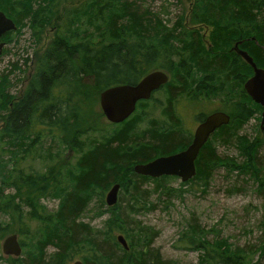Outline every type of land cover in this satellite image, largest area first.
<instances>
[{
	"label": "trees",
	"instance_id": "1",
	"mask_svg": "<svg viewBox=\"0 0 264 264\" xmlns=\"http://www.w3.org/2000/svg\"><path fill=\"white\" fill-rule=\"evenodd\" d=\"M64 1L0 0V11L15 25L27 21L37 38ZM144 1L84 0L67 10L19 95L10 93L19 84L17 75L10 76L18 63L0 72V213L7 217L0 221V240L15 234L13 222H22L24 213L38 223L36 242L12 257L13 264H69L76 258L84 264H173L153 251L155 235L149 227L131 230L129 212L118 217L115 204L106 205L105 194L115 183L131 200L129 211L134 214L153 208L144 206L151 195L167 208L172 198L180 199L192 187L204 192L222 170L229 181L228 195L244 192L238 185L242 181L252 187L264 209V135L256 124L253 136L240 134L250 119H258L261 107L243 89L252 75L250 66L233 46L229 48L237 43L264 68V0H192L189 7L175 0L180 10L171 25L164 5L152 11L143 7ZM194 24L212 27L208 45ZM156 69L167 73L168 82L149 99L138 101L129 118L95 124L102 117L97 108L101 91L135 84ZM156 93L161 98L154 97ZM208 103L213 106L201 112L199 105ZM183 108L194 109L197 123L214 111L229 115V122L201 147L195 175L180 181L179 185L189 186L186 189L170 186L174 176L152 178L132 169L190 143L192 131L182 126L179 109ZM155 111L159 117H151ZM146 117L147 125L139 128ZM79 128L84 140L69 134ZM57 146L78 154L69 169L61 163L64 172L56 166L61 165ZM217 146L232 148L236 155L219 154ZM36 162L42 169L34 168ZM146 183L152 186L151 193L143 188ZM6 188L18 193H5ZM47 196L59 199L54 211L40 204ZM11 212L16 218L8 217ZM89 212L90 217L109 215L104 230L83 222ZM196 220L193 214L185 220L178 242L199 252L197 264H257L249 254L264 252V211L254 244L232 243L220 237L218 229L205 230ZM119 234L127 249L117 241ZM48 247L52 251L47 252Z\"/></svg>",
	"mask_w": 264,
	"mask_h": 264
},
{
	"label": "rangeland",
	"instance_id": "2",
	"mask_svg": "<svg viewBox=\"0 0 264 264\" xmlns=\"http://www.w3.org/2000/svg\"><path fill=\"white\" fill-rule=\"evenodd\" d=\"M84 0H66L58 11L45 23L39 36H32L31 28L27 21L19 22L16 25V29L11 31L2 38L3 47L0 54V72H8L9 64L17 62V70L10 73L11 79L14 76H18L17 81L19 84L10 89V93L14 96L19 95L20 91L24 87V84L28 78V74L32 71L34 62L38 55L43 51V49L54 40L57 31V25L64 19L66 11L72 7H75ZM192 0H183L185 7H189ZM164 5L169 11V17L172 19L168 24L171 25L172 21L176 17V14L180 10V6L176 4L175 0H145L143 7L149 8L152 11H159L161 6ZM163 17V16H162ZM200 30V34L203 35L205 42L209 43V35L212 31L210 25H197L194 24ZM233 46V43L229 44V48ZM14 70V69H12ZM11 70V71H12ZM159 93L154 94V97L161 98L158 96ZM213 105L205 104V106H200L201 112H207ZM99 108V104H97ZM197 107V110H199ZM100 110V109H99ZM192 110L194 109H179L181 113V120L183 122L185 130H191L193 132L197 122L192 115ZM101 111V110H100ZM102 113V112H101ZM159 111H155L154 115L151 117H159ZM162 117V116H161ZM148 118H150L148 116ZM147 117L138 123L139 128L147 125ZM163 118V117H162ZM260 121V114L258 119H250L247 125L243 127L240 134H246L249 137L254 135L255 124L258 125ZM0 120V125H1ZM107 121L102 117L95 124H106ZM108 132L111 127H107ZM69 134H74L79 139L84 140L85 135H80L79 132L83 130L81 128L73 130ZM92 136H96L94 132H90ZM81 143V142H78ZM56 149L61 150L59 157V164L63 163L66 168L69 169L71 165L74 164L77 158V152H74L70 148H63V146H57ZM217 151L219 154H228L230 156H235V151L231 149H225L221 146H217ZM56 153V152H55ZM52 153V156L55 154ZM61 159V160H60ZM51 160V159H50ZM45 163H48L44 161ZM63 164L56 165L60 166L62 172L65 171ZM34 168L40 170L42 169L41 163H33ZM223 171L220 170L214 174L213 179L208 183L204 192L201 189H192L184 192L180 199L172 198L171 202L167 205L162 204L157 199L156 195H151L144 206H153L150 210L138 209L136 213H130L129 206L132 204L131 200L127 199V195L124 191L119 190L117 192L116 215L118 217L122 216V212H129L128 218L131 219L130 226L131 230L137 228V226L149 227L154 233V239L152 240L153 251H158L161 259L163 261H169L173 264H197L198 251L193 248L182 246L178 240L181 234L183 225L186 223L191 214L197 219V223L200 227L206 229H218L220 237H227L228 241L236 243L238 245H244L245 243H256L260 232L257 229V222L264 209H262L261 201L253 193L252 187L247 184L238 182L243 188L244 192L236 193L233 195H228L226 192L227 184L229 181H225L223 178ZM180 180L175 178L170 181V186L173 188H178ZM144 189H147L150 193V184H142ZM182 189L189 188L188 185L181 186ZM108 191V190H107ZM5 193H11L16 195L14 190L6 188ZM23 199L21 196H19ZM40 204L44 206L45 210L54 211L59 205V199L47 196L40 199ZM134 205V204H133ZM134 208V207H133ZM137 209V207L135 208ZM262 209V210H261ZM91 212L87 216L83 217L82 220L89 224V227L93 230L105 229V222L109 215L103 214L98 217H90ZM9 218H16V215L12 212L8 216ZM0 221H7V217L1 215ZM38 223L34 220H30L23 215V221L14 220L13 229L17 236V239L22 243L21 252L29 250L31 246L36 242V229ZM184 229V228H183ZM215 235V232L208 235L209 238ZM5 236L0 240V264H13L12 257L2 255L1 244ZM52 247L47 248V252L52 251ZM262 253V252H261ZM260 251H254L249 254L253 258L252 262L257 264H264V252L261 254Z\"/></svg>",
	"mask_w": 264,
	"mask_h": 264
},
{
	"label": "water",
	"instance_id": "3",
	"mask_svg": "<svg viewBox=\"0 0 264 264\" xmlns=\"http://www.w3.org/2000/svg\"><path fill=\"white\" fill-rule=\"evenodd\" d=\"M16 29L12 19L0 11V38L7 32ZM3 43L0 42V53ZM232 50L248 64L252 75L248 77L243 89L249 98L261 107L259 131L264 135V68L257 66L252 57L234 43ZM168 82V75L162 70H153L145 74L135 84H119L104 89L98 98L99 109L104 119L113 124L121 123L134 112L136 104L140 100H147L151 94ZM229 122V115L223 111H214L204 117L193 130L190 143L182 150L155 157L144 163H136L132 169L136 174L152 178L163 175L174 176L181 182H186L195 175L194 162L201 147L209 136L219 127ZM119 184H113L105 194V203L112 206L116 203ZM117 241L127 249L124 237L117 235ZM1 250L5 256L18 257L21 247L16 234L6 236L1 244ZM72 264H83L81 260H75Z\"/></svg>",
	"mask_w": 264,
	"mask_h": 264
},
{
	"label": "flooded vegetation",
	"instance_id": "4",
	"mask_svg": "<svg viewBox=\"0 0 264 264\" xmlns=\"http://www.w3.org/2000/svg\"><path fill=\"white\" fill-rule=\"evenodd\" d=\"M5 35V34H4ZM4 35H2V37L0 38V42H2V38H4ZM3 43V42H2ZM2 50V49H1ZM1 54V53H0ZM192 134H193V132H192ZM192 139V138H191ZM177 178V177H176ZM179 179V178H178ZM18 243H19V241H18ZM20 245V244H19ZM20 247H21V245H20ZM3 255V254H2ZM4 257H6L5 255H3ZM75 260H80V259H78V258H76V259H74V260H72L69 264H72ZM82 261V260H81ZM83 262V261H82ZM84 264V263H83Z\"/></svg>",
	"mask_w": 264,
	"mask_h": 264
},
{
	"label": "bare ground",
	"instance_id": "5",
	"mask_svg": "<svg viewBox=\"0 0 264 264\" xmlns=\"http://www.w3.org/2000/svg\"><path fill=\"white\" fill-rule=\"evenodd\" d=\"M133 114V113H132ZM111 187V186H110Z\"/></svg>",
	"mask_w": 264,
	"mask_h": 264
}]
</instances>
